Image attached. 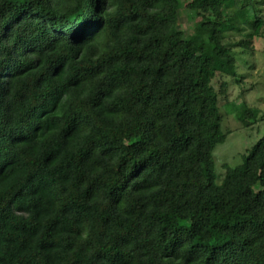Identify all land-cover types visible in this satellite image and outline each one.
<instances>
[{
  "label": "trees",
  "instance_id": "16d2710c",
  "mask_svg": "<svg viewBox=\"0 0 264 264\" xmlns=\"http://www.w3.org/2000/svg\"><path fill=\"white\" fill-rule=\"evenodd\" d=\"M263 7L0 0V264H264V136L221 183L214 155Z\"/></svg>",
  "mask_w": 264,
  "mask_h": 264
},
{
  "label": "rangeland",
  "instance_id": "374dc122",
  "mask_svg": "<svg viewBox=\"0 0 264 264\" xmlns=\"http://www.w3.org/2000/svg\"><path fill=\"white\" fill-rule=\"evenodd\" d=\"M255 9L260 10L261 6L244 13L245 18L250 16L252 21ZM191 15L188 9L179 12V29L183 30L186 36L192 35L196 26L198 27V21L189 19ZM239 22L242 24L243 18ZM240 39L235 36L231 43ZM250 50L245 52L243 48H233L237 75L225 78L229 100L222 101V129L231 133L225 143L215 149L217 183L222 182L226 167L240 166L252 147L264 136V39L256 38ZM248 106L259 110L258 121L250 128L242 126L238 120V115Z\"/></svg>",
  "mask_w": 264,
  "mask_h": 264
}]
</instances>
